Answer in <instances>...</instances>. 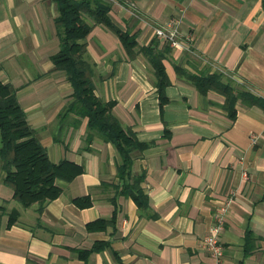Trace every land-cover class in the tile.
Returning a JSON list of instances; mask_svg holds the SVG:
<instances>
[{
    "label": "crops",
    "instance_id": "obj_1",
    "mask_svg": "<svg viewBox=\"0 0 264 264\" xmlns=\"http://www.w3.org/2000/svg\"><path fill=\"white\" fill-rule=\"evenodd\" d=\"M109 1L112 21L134 35L135 48L126 51L102 25L80 42L95 95L115 101L124 127L150 143L131 167L133 175L144 173L149 207L142 212L118 194L112 144L94 137L84 149L87 119L62 115L72 88L51 61L59 50L55 4L0 0V81L16 89L48 159L84 168L69 182L57 181L61 194L40 210L15 201L0 171V264H212L201 242L230 196L219 237L223 263L264 264V108L238 100L231 120L222 95L198 93L175 71L220 73L235 91L264 101V0ZM172 18L181 21L177 47L153 33ZM139 48L164 55L169 102L162 110L150 57ZM85 196L90 206L74 204ZM12 210L18 218L7 228ZM111 218L104 228H86ZM96 244L82 258L79 251Z\"/></svg>",
    "mask_w": 264,
    "mask_h": 264
},
{
    "label": "trees",
    "instance_id": "obj_2",
    "mask_svg": "<svg viewBox=\"0 0 264 264\" xmlns=\"http://www.w3.org/2000/svg\"><path fill=\"white\" fill-rule=\"evenodd\" d=\"M56 7L54 18L59 50L51 57L54 68L65 74L70 83L71 101L65 108V114L72 112L79 118H86V137L84 149L89 150V144L94 137L110 143L116 150L118 162L116 177L119 185L118 194L129 197L137 208L145 212L148 207V196L144 193L141 182L144 173L133 175L131 167L134 158L147 149L150 143L139 141L135 133L124 127L120 119L113 113L115 101H104L94 93L92 84V67L85 59L84 39L96 25H102L111 30L120 40L126 51L134 49V35L121 29L109 15L111 3L109 0H51ZM151 49L139 48V52L147 55L157 78V92L160 110L169 102L165 88L169 80L164 71L162 59L164 55L150 53ZM177 75L195 87L198 93L205 95L215 91L224 97L223 108L228 117L234 120L236 102L240 100L247 106L257 105L264 108V101L245 92L235 91L232 86L222 81L220 73L192 74L175 67ZM84 168L73 162L60 161L52 163L45 148L28 125L26 116L19 105L16 89L9 83L0 81V171L2 182L12 189V198L22 207L27 208L34 203L43 205L56 199L61 194L57 181L69 182L83 172ZM76 206L91 205L89 196L73 199ZM4 208L0 206V219ZM18 212L12 210L8 214L6 227L17 221ZM108 221L96 220L86 225L87 230L104 228ZM99 244L91 249L79 251L82 258L99 249ZM105 246V245H104ZM81 257V256H80Z\"/></svg>",
    "mask_w": 264,
    "mask_h": 264
},
{
    "label": "built area",
    "instance_id": "obj_3",
    "mask_svg": "<svg viewBox=\"0 0 264 264\" xmlns=\"http://www.w3.org/2000/svg\"><path fill=\"white\" fill-rule=\"evenodd\" d=\"M180 19H169L165 24L153 28L154 36L162 39L170 46L177 47L180 44L178 40ZM254 141V139H253ZM231 196L227 198L213 213L212 223L208 228L206 236L201 242V247L206 251L212 260V264H224L223 255L224 248L220 242V233L223 228L224 219L228 212L229 205L231 204Z\"/></svg>",
    "mask_w": 264,
    "mask_h": 264
}]
</instances>
